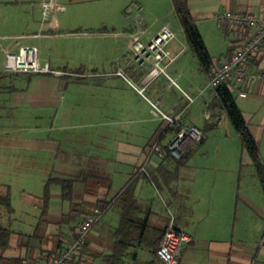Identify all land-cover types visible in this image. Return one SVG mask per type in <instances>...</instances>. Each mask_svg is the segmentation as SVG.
<instances>
[{"label":"crops","instance_id":"crops-1","mask_svg":"<svg viewBox=\"0 0 264 264\" xmlns=\"http://www.w3.org/2000/svg\"><path fill=\"white\" fill-rule=\"evenodd\" d=\"M170 2L168 12H176L180 32L165 21L154 29L148 25L126 33L130 57L114 72L85 74V79L100 78L99 84L74 88L89 96L84 112L72 106L62 116L59 107L47 130L38 126L39 131L20 139L0 137V196L9 194L11 206L0 205L16 222L15 227L0 225L10 232L7 244L0 246V264L56 257L74 241L84 218L96 211L100 218L71 264H164L157 249L171 222L190 237L181 247L179 264H264V190L239 132L235 138L240 146L231 149L207 145L210 138L224 135L214 129L203 137L201 147L190 144L180 158L169 149L181 127H200L204 120L224 122L226 112L209 77L235 51L239 32L219 23L215 14H264V0H187L211 55L208 69L191 53ZM57 23L55 19L54 26ZM165 25L176 32L168 45L171 59L164 61L166 73L151 76L153 60L140 65L133 39L147 44ZM64 73L56 70L59 76ZM247 73L242 86L246 95H234L242 98L238 106L264 163V47ZM193 92H198L196 97ZM143 94L177 122L158 117ZM3 103L0 99V106ZM196 107V117L201 112L203 117L189 120Z\"/></svg>","mask_w":264,"mask_h":264},{"label":"rangeland","instance_id":"rangeland-1","mask_svg":"<svg viewBox=\"0 0 264 264\" xmlns=\"http://www.w3.org/2000/svg\"><path fill=\"white\" fill-rule=\"evenodd\" d=\"M171 6L170 0H0V99L4 102L0 106L3 111L0 114V137L20 139L23 134L39 131L38 126L47 130L59 107L62 116L67 115L72 106L84 112L85 106L89 105H86L89 96L84 90L74 88L79 83L99 84L100 78L85 79V74L114 72L120 63L123 64V59L130 57L131 51L124 39L126 33L148 25L154 29L165 21H169L177 33L180 32L176 12H168ZM55 19L58 21L56 26L53 24ZM135 39L140 40L135 37L133 41ZM22 46L37 47L40 64L48 70H8L7 54L19 53ZM190 51L194 52L192 48ZM164 61L162 64L165 66ZM57 69L67 73L59 76ZM123 74L127 78L128 73ZM194 80L202 82L199 78ZM200 86L204 88L205 82ZM191 94L196 97L198 92ZM235 100L242 104L241 97ZM197 107L189 115L195 117H188L189 120L203 117L202 112L196 117L195 113L200 112ZM20 112L28 113V117H20ZM91 113L95 117L94 111ZM222 115L224 122L213 124L204 120L202 125L205 128L200 125L205 138L211 129L224 134L210 138L212 142H207V145L230 149L240 146L232 120L226 113ZM78 129L86 128H73ZM203 144L193 142L191 145L197 149ZM7 161L14 162L12 159ZM0 212V225L12 223L15 227V215L2 205ZM208 252L204 250L205 254Z\"/></svg>","mask_w":264,"mask_h":264},{"label":"built area","instance_id":"built-area-1","mask_svg":"<svg viewBox=\"0 0 264 264\" xmlns=\"http://www.w3.org/2000/svg\"><path fill=\"white\" fill-rule=\"evenodd\" d=\"M215 19L219 23L228 24L239 32V44L230 57L214 69L209 77V86L217 88L226 83L232 86L233 93L246 95V91L242 89V86L247 82V67L264 47V14L240 13L228 10L215 14ZM175 38L176 32L170 26L165 25L147 44L138 39L133 42L132 48L135 58L140 65H144L148 59L153 60V68L150 71L151 76L166 73L165 66L162 63L166 59H171L168 45ZM6 58V68L8 70L30 72L48 70L40 64L38 49L35 46H22L19 53L7 54ZM118 73L124 76L122 71ZM137 89L143 93L144 89ZM187 96L191 99L189 95ZM144 97L151 104L153 111L161 116V119L170 124L177 122L176 117H172L161 110L158 102L145 95ZM202 140L203 133L199 127L195 125L184 126L170 141L169 149L174 156L180 158L190 144ZM99 218L100 212L89 213L79 224L76 238L66 249L52 259L36 258L32 264H71V261L82 251L88 233ZM187 241H190L189 235L179 231L171 222L167 226L163 240L158 246L157 254L159 258L164 264H179L181 247Z\"/></svg>","mask_w":264,"mask_h":264},{"label":"trees","instance_id":"trees-1","mask_svg":"<svg viewBox=\"0 0 264 264\" xmlns=\"http://www.w3.org/2000/svg\"><path fill=\"white\" fill-rule=\"evenodd\" d=\"M179 15V19L182 27L184 28L187 41L193 51L197 54L204 67L207 69L211 64V55L209 54L205 41L202 37L200 30L194 22V18L188 7L187 0H172ZM217 92L219 94L221 106L225 110L226 114L232 120L236 130L239 132L242 138L243 146L251 156L264 190V163L260 159L259 145L253 137L248 123L243 117L241 108L238 106L235 100V95L228 84H222L218 86ZM48 187V184H47ZM0 201L8 208H10V195L6 194L0 196ZM10 236V232L7 228L0 226V246L7 244V240ZM13 263H22L20 260L13 261ZM29 264V263H28Z\"/></svg>","mask_w":264,"mask_h":264}]
</instances>
